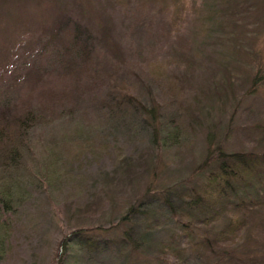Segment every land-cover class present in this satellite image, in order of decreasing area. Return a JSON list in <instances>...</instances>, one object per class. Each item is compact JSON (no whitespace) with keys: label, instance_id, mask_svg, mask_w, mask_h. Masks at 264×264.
<instances>
[{"label":"rangeland","instance_id":"obj_1","mask_svg":"<svg viewBox=\"0 0 264 264\" xmlns=\"http://www.w3.org/2000/svg\"><path fill=\"white\" fill-rule=\"evenodd\" d=\"M163 1L145 2L151 3L145 10L147 17L139 11L137 0H0V42L1 29L18 25L75 35L92 53V78L99 87L121 82L119 87L139 92L147 102L145 75L153 63L163 60L168 47L166 42H152L151 52L145 51L154 32L165 34L162 19L169 15ZM181 4L173 20L177 25L168 35L175 40L176 35L186 34L193 52L218 67L222 83L216 101L209 102L207 112L193 124L197 135L190 151L155 144L150 121L129 120L121 130L108 126L112 130L102 140L95 134L105 124L96 115L76 117L70 124L61 119L42 128L36 137L38 160L33 170L38 181L34 184L26 177L21 186L14 187L17 201L10 202L8 211H0V264H51L56 240L80 225L94 228L96 235L120 240L123 225H110L139 201L150 200L157 207L162 189L188 176L196 178L199 172L194 169L206 157L208 140L214 145L223 141L221 149L227 152L250 148L247 145H256L258 150L264 147V83L262 78L252 82L256 71L264 73V0H181ZM131 11L136 13L131 16ZM147 56L156 58L145 63ZM36 95L30 106L41 108L39 96L43 94ZM155 98L162 111L170 109L169 96ZM128 114L131 119L135 110ZM46 151L57 155L49 159ZM221 225L207 226L205 234L214 236ZM84 246L72 249L66 263L88 264ZM123 250L114 259L108 255L103 259L113 264H156L130 250L129 243H121Z\"/></svg>","mask_w":264,"mask_h":264},{"label":"trees","instance_id":"obj_2","mask_svg":"<svg viewBox=\"0 0 264 264\" xmlns=\"http://www.w3.org/2000/svg\"><path fill=\"white\" fill-rule=\"evenodd\" d=\"M137 1L141 14L150 17L145 11L151 5L145 2L150 0ZM163 4L168 10L166 17L172 18L162 19L165 34L154 32L145 51L151 52L152 42H166L168 47L163 60L153 63V69L145 75L147 102L139 92L119 87L121 82L99 87L92 78V53L83 40L74 39L75 35L31 31L22 25L1 29L0 211H8L10 202L17 201L14 187L21 186L26 177L27 181L32 178L34 184L38 181L34 174L38 160L36 137L39 130L61 119L70 124L76 117L99 116L105 126L97 128V140L112 130L108 126H120L121 130L129 120L138 124L150 121L155 144L183 146V152L190 151L197 135L193 124L196 126L207 112L209 102L216 101L221 75L218 67L208 65L193 52L186 34L171 40L168 34L177 25L174 15L182 4L181 0H164ZM153 60L147 56L145 63ZM131 73L141 84L137 72ZM260 78L264 83V73L256 71L252 82ZM37 92L43 94L39 96L41 108L30 106ZM156 95L170 97L169 110L162 111ZM130 109L135 110L131 119ZM222 142L214 145L208 140L206 157L194 169L199 175L162 189L157 207L150 200L139 201L111 224L110 228L123 225L120 240L96 235L94 228L80 225L56 240L57 251L51 264H67L66 257L72 249L84 245L89 253L88 264H113L103 255L114 259L124 252L123 242L156 264H264V147L258 150L256 145H247L250 148L227 152L221 149ZM44 155L51 159L57 152L46 151ZM216 222H222L221 227L214 236L206 235L207 226Z\"/></svg>","mask_w":264,"mask_h":264}]
</instances>
